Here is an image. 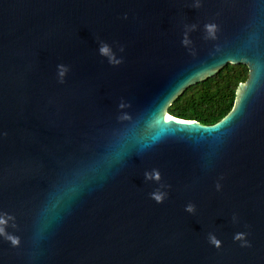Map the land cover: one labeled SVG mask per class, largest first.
<instances>
[{
    "label": "water",
    "instance_id": "water-1",
    "mask_svg": "<svg viewBox=\"0 0 264 264\" xmlns=\"http://www.w3.org/2000/svg\"><path fill=\"white\" fill-rule=\"evenodd\" d=\"M228 64L248 77L222 119L168 114ZM8 217L0 264H264V0H0Z\"/></svg>",
    "mask_w": 264,
    "mask_h": 264
},
{
    "label": "trees",
    "instance_id": "trees-1",
    "mask_svg": "<svg viewBox=\"0 0 264 264\" xmlns=\"http://www.w3.org/2000/svg\"><path fill=\"white\" fill-rule=\"evenodd\" d=\"M247 77L246 66L228 64L217 75L189 87L167 112L177 119L212 125L231 110L236 88Z\"/></svg>",
    "mask_w": 264,
    "mask_h": 264
},
{
    "label": "clouds",
    "instance_id": "clouds-1",
    "mask_svg": "<svg viewBox=\"0 0 264 264\" xmlns=\"http://www.w3.org/2000/svg\"><path fill=\"white\" fill-rule=\"evenodd\" d=\"M199 5H197L198 7ZM206 31L209 35V37H213L214 38V34L216 31V26L213 24H209L205 26ZM183 43L185 45H187L189 43L187 36L185 37ZM100 52L102 55L109 57V62L114 64V65H118L121 63L120 60H116L115 57L111 54L110 49L107 46H102L100 49ZM67 71V69L63 66L60 65L59 66V76L61 77V82H63V77L65 75V72ZM124 105H121V107H123ZM150 127L153 129V134L150 137V143H146L144 145L145 148L151 147L153 144L159 143L164 135H165V131L164 129L160 126V122L159 121H154L152 122V124L150 125ZM145 178L147 180H155L156 182H159L161 177H160V173L158 170H153L151 173H145ZM220 184L217 183L216 188L219 191L220 190ZM165 197V193H162L160 191H156L154 193H152L151 198L156 202V203H163ZM186 211L188 212H192L193 211V206L192 205H188L186 208ZM11 219V217H8L7 219L4 218H0V236H4L6 240H8L13 246H18L19 245V239L17 237L8 235L5 231V228L7 226V220ZM209 241L210 243L215 246L217 249H219L222 244L221 241L218 240L215 236H210L209 237ZM234 241L236 242H242L240 243L241 247H250L251 245L248 243L247 239H246V234L245 233H236L234 235Z\"/></svg>",
    "mask_w": 264,
    "mask_h": 264
},
{
    "label": "snow or ice",
    "instance_id": "snow-or-ice-1",
    "mask_svg": "<svg viewBox=\"0 0 264 264\" xmlns=\"http://www.w3.org/2000/svg\"><path fill=\"white\" fill-rule=\"evenodd\" d=\"M167 119L171 120V119H173V118L169 116Z\"/></svg>",
    "mask_w": 264,
    "mask_h": 264
}]
</instances>
